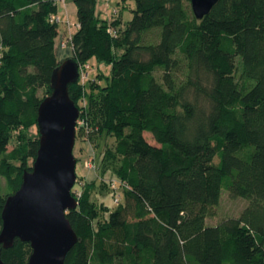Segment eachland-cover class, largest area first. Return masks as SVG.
<instances>
[{
  "label": "trees",
  "instance_id": "obj_1",
  "mask_svg": "<svg viewBox=\"0 0 264 264\" xmlns=\"http://www.w3.org/2000/svg\"><path fill=\"white\" fill-rule=\"evenodd\" d=\"M74 1L73 52L60 59L59 0H0V230L32 170L40 133L30 129L55 69L97 57L112 65L107 85L88 93L79 79L69 95L90 129L101 124L99 172L116 176L121 198L110 210L94 200L96 182L74 186L66 264H264V0H219L201 19L191 0H135L124 26L119 10L107 20L97 0ZM222 191L248 204L209 224ZM31 252L16 238L2 259L28 264Z\"/></svg>",
  "mask_w": 264,
  "mask_h": 264
},
{
  "label": "water",
  "instance_id": "obj_2",
  "mask_svg": "<svg viewBox=\"0 0 264 264\" xmlns=\"http://www.w3.org/2000/svg\"><path fill=\"white\" fill-rule=\"evenodd\" d=\"M219 0H191L197 18L207 15ZM79 64L61 62L52 76V93L38 109L39 149L32 170H26L21 187L6 199L0 230L2 249L19 238L31 245L28 264H66L68 252L78 242L67 213L78 207L72 193L77 181L74 147L80 109L69 95L78 82Z\"/></svg>",
  "mask_w": 264,
  "mask_h": 264
},
{
  "label": "rangeland",
  "instance_id": "obj_3",
  "mask_svg": "<svg viewBox=\"0 0 264 264\" xmlns=\"http://www.w3.org/2000/svg\"><path fill=\"white\" fill-rule=\"evenodd\" d=\"M136 7L135 0H97L96 3V14L101 15L102 18L107 20H112L114 15H116L117 10H119L120 15L122 16L123 26L126 25L128 20L133 16L132 10ZM60 17L59 22V31L60 35L57 40V50L58 55L61 59H65L71 56L73 49L70 44L63 46V40H68L72 37L78 30V18H77V6L74 0H67L66 5L62 2H59V11L57 13ZM1 46V39H0ZM89 67L86 71L89 72V78L85 82V90L91 92V82H95L98 86L104 87L107 85V79L111 77L112 74V65L104 61L98 60L97 57H92L88 61ZM85 121V120H84ZM91 129L87 126V121L82 124L80 138H76V144L74 147V155L77 159L76 172H77V181L74 186L81 188L83 182H96L98 186L97 192L93 195L94 200L99 204H104L110 210L115 209L119 204L115 202L114 191L105 188L104 192L102 190V178L105 180L111 181L117 180L116 176L111 172H106L103 176L99 172V160L98 155L103 149L100 146H97V143L101 139V124L92 120ZM89 128V129H88ZM38 127H32L30 133L32 135L38 134ZM16 135V133H15ZM147 140L157 145V142L152 137V135L147 132L145 133ZM15 137V136H14ZM86 140H82V139ZM14 143L9 147L13 148ZM96 155L97 169L89 168L86 165V160L91 156ZM2 180V184L5 188V180ZM79 181V182H78ZM74 188V187H73ZM73 190V189H72ZM248 201L241 197H232L229 192L222 191L221 199L219 204L213 206L210 210L209 217L207 222L209 224H217L227 217H237L241 214L243 209L247 206Z\"/></svg>",
  "mask_w": 264,
  "mask_h": 264
},
{
  "label": "built area",
  "instance_id": "obj_4",
  "mask_svg": "<svg viewBox=\"0 0 264 264\" xmlns=\"http://www.w3.org/2000/svg\"><path fill=\"white\" fill-rule=\"evenodd\" d=\"M66 1L67 0H59V2H62L64 5H66ZM52 20L53 21H56V22H60V17L58 14L56 15H53L52 17ZM71 42V38L69 37L68 40H63L62 42V45L63 46H66L68 44H70ZM3 56V47L2 45L0 46V62H1V58ZM89 65L87 64L86 66H79V72H80V77L79 79L84 82L88 79V72H86V68H88ZM84 119H80V116L78 118V122H77V130L82 126V124L84 123ZM86 165L89 167V168H93V169H97V163H96V155H91L87 160H86ZM121 182L119 180H111V188L114 190V193H115V202L118 203L120 201V198H121V191H120V188H121ZM75 194H76V198L78 199L82 192L81 190L79 189H76L75 190Z\"/></svg>",
  "mask_w": 264,
  "mask_h": 264
},
{
  "label": "crops",
  "instance_id": "obj_5",
  "mask_svg": "<svg viewBox=\"0 0 264 264\" xmlns=\"http://www.w3.org/2000/svg\"><path fill=\"white\" fill-rule=\"evenodd\" d=\"M57 40H58V38H57ZM56 50H57V41H56ZM57 55H58V50H57ZM72 55V54H71ZM58 57H59V55H58ZM70 57V56H69ZM60 58V57H59ZM61 59V58H60Z\"/></svg>",
  "mask_w": 264,
  "mask_h": 264
}]
</instances>
